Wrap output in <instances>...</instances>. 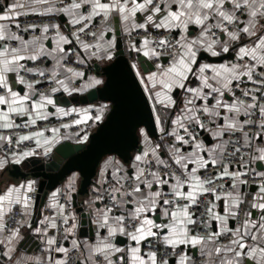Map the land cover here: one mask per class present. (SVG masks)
I'll list each match as a JSON object with an SVG mask.
<instances>
[{"label":"snow or ice","instance_id":"1","mask_svg":"<svg viewBox=\"0 0 264 264\" xmlns=\"http://www.w3.org/2000/svg\"><path fill=\"white\" fill-rule=\"evenodd\" d=\"M0 264H264V0H4Z\"/></svg>","mask_w":264,"mask_h":264},{"label":"water","instance_id":"2","mask_svg":"<svg viewBox=\"0 0 264 264\" xmlns=\"http://www.w3.org/2000/svg\"><path fill=\"white\" fill-rule=\"evenodd\" d=\"M125 59H127V56H125ZM95 89L90 90V92H95ZM89 93L83 94L84 97H87ZM107 102V101H103ZM124 116V112L118 113L117 116L113 118L114 123L121 120ZM160 134L159 132L152 133L153 140H159ZM82 146L77 145L75 143H72L71 141H64L60 145H57V147L53 150L52 157L50 161L43 162V172L40 175V179L43 182V189L39 192V195L44 197V202L47 196L51 191L54 190L55 187H60L61 183L63 181H60L59 183L55 179H50V177H58L60 172L64 171L65 167L70 164V162L77 160V158H80L78 161L79 163L85 165L88 169L89 176H88V187L89 190L91 189L92 184L94 183V180L96 179L95 175H92L93 172L99 171L100 164L103 162V158L100 159V163L97 164V156H98V148L93 145L91 147V150L85 149V151H79ZM109 155H113L112 153H109ZM118 159H120L119 156H117ZM123 162V161H121ZM73 171H79V169H73ZM72 173L68 172L66 176H64V181L67 180L68 176H70ZM85 176L83 173H81L80 176V184L84 183ZM78 191H79V185H78ZM85 195L83 193L80 194L78 199H84Z\"/></svg>","mask_w":264,"mask_h":264},{"label":"built area","instance_id":"3","mask_svg":"<svg viewBox=\"0 0 264 264\" xmlns=\"http://www.w3.org/2000/svg\"><path fill=\"white\" fill-rule=\"evenodd\" d=\"M48 19H49L48 17H42V18H23L21 20L22 21L27 20L28 22H35V23H38L39 24L41 22L47 23L48 22ZM57 22H59V21H57ZM25 38H27V36H25ZM159 139H160V137H159ZM72 143H74V142H72ZM51 157L47 161H50L51 160Z\"/></svg>","mask_w":264,"mask_h":264},{"label":"crops","instance_id":"4","mask_svg":"<svg viewBox=\"0 0 264 264\" xmlns=\"http://www.w3.org/2000/svg\"><path fill=\"white\" fill-rule=\"evenodd\" d=\"M4 3V0H0V4H3ZM23 18H42L40 16H37V15H29L28 17H21V19ZM79 83V82H78ZM85 94V93H84ZM59 95V94H58ZM160 134V133H159ZM161 135V134H160ZM118 159V158H117ZM103 163V162H102ZM94 183H95V180H94ZM51 193V192H50ZM49 193V194H50ZM48 197V196H47ZM86 198V197H85ZM84 198V199H85ZM80 200H83V199H80ZM47 201V198L45 199V202ZM65 246H68V243L65 242ZM36 254H39V249L36 250Z\"/></svg>","mask_w":264,"mask_h":264}]
</instances>
